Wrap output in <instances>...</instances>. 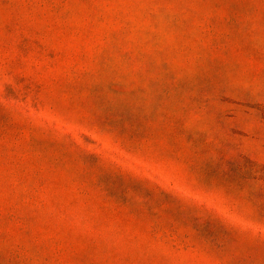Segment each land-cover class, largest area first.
<instances>
[{"label":"rangeland","instance_id":"374dc122","mask_svg":"<svg viewBox=\"0 0 264 264\" xmlns=\"http://www.w3.org/2000/svg\"><path fill=\"white\" fill-rule=\"evenodd\" d=\"M0 264H264V0H0Z\"/></svg>","mask_w":264,"mask_h":264}]
</instances>
